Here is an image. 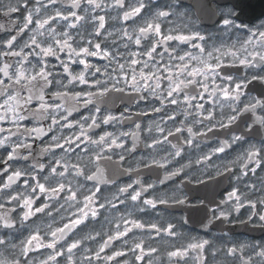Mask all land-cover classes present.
<instances>
[{"label":"snow or ice","instance_id":"obj_1","mask_svg":"<svg viewBox=\"0 0 264 264\" xmlns=\"http://www.w3.org/2000/svg\"><path fill=\"white\" fill-rule=\"evenodd\" d=\"M30 0H22L23 8L27 14L23 17L22 26L18 28L17 35H12L10 38L4 40L2 43L10 50L2 53L5 56L19 57L18 64L20 65L15 72H9L11 65L5 63L3 67H0V73H3L4 77H7L8 83L6 84L3 79H0V85L4 86L3 93H0V110L3 114H0V121H10L12 125L20 130L22 127L21 122L26 119L21 114V110H26L24 106L30 104L35 98L39 100L40 110L54 113L51 115V125L47 131L51 132L55 127L60 128H78V133H73L70 136L57 137L52 136V142L43 150L44 152H51L53 149H60L64 153L62 159H56L49 165L42 163H36L32 166L31 170L15 169L11 170L10 162L14 161L18 155L20 149H31L30 144L25 143H13L9 145L11 137L16 135L9 129L0 127V133L8 132V135L0 137V147H10L11 150L7 151L6 157L3 158V163L8 165L3 169V173L6 176V181L0 183V187L4 189L10 188L22 177H29L23 179V186L25 191L16 192L14 195L9 196V200L18 202V206L22 208L23 213L21 220L27 221L30 217L35 216L37 213L45 212L49 207L46 202L39 207H34L36 201L41 196L46 200L63 199L69 208L73 206L72 202H75V212H70L66 223H63L62 227H55L48 225V231L45 235H41L39 229L31 232L24 240L20 241V256L27 257L31 251H35L41 248L50 249L51 254L47 255L44 260L40 261V264H56L57 257H63L66 255V264H77L74 258V250H79L83 240L74 239L71 243L65 240V237L69 232H72L79 225L84 224L89 217L95 218L99 214L100 209L106 207L116 210L117 204L123 205L124 200L120 199V196H125L126 200L131 202H141L144 207L138 210L143 212L145 208L150 207L155 210L157 205L172 204L180 205L186 203L188 197L183 192L193 191L194 189L189 186L195 182L196 185L204 186L205 181L201 180L197 176H191L186 169L192 166V162L181 164L177 158L183 159L184 147L183 145H192L193 136L207 137L217 127L221 129H228L230 125H236L238 121H243L245 124L244 132L241 135L233 133L230 140H223L219 143V146L213 148L207 155H202L195 161V164H200L201 161H210L211 157L217 153H223L226 149L230 148L233 143L244 139V135H252L258 133L260 129H264V114L256 115L257 108L259 106L260 111L264 113V90H261L258 96H250L248 102L240 107L241 97L245 96V89L253 81H258L264 84V75H253L251 79L245 77H237L232 74L221 75L225 68H234L237 64L243 65L246 68H253L257 63L264 64V22L260 23L255 28L249 29L247 25L236 24L233 17L232 9H224L221 15L224 17L221 20V24L228 28H235L243 30L247 33L246 38L239 42V46L232 45L228 48H213L211 51H207L201 45H194L199 49V55H193L191 52H184L182 55H172L176 49L168 50V42L173 40L189 41L192 36L189 35H172L171 32L165 34L162 31V20L167 19L170 15H175L170 11L169 6L165 8L157 9L154 12H150L147 17L143 19V23L130 32L127 28H121L117 30L121 34V38H127L128 41L134 42L136 46H140L142 38L151 35L153 41L151 46L144 51L131 52L128 56L126 63H121L120 59L123 58L122 53L113 52L108 46H103L99 40L87 39L85 40L84 34H78L79 42L74 38L68 30L63 32H57L51 25L57 20H63L71 23L67 24L68 29H75L79 22L90 23L93 28V32L88 33L89 36L99 38L105 33L111 36L112 33L107 31V20L105 15H97V11H104L107 8H119L125 9L122 13V17H112L111 19H122L123 21H129L132 18H139L143 16V13L148 8L145 0H133L132 3L126 4V0H113L112 3H108L107 0H68L71 9L65 14L64 6L60 4V0H47V4L41 3L40 0H36V7L29 11ZM21 5H9L7 8L8 13H16L20 11ZM49 9L51 13L49 14ZM76 10H81L84 15L78 14ZM35 13V15H34ZM51 22V23H50ZM35 27L30 28V25ZM47 26V27H46ZM3 26L0 25V28ZM30 30L31 35L27 42L20 47L19 51H12L16 47L18 38L25 30ZM47 38L44 41L38 40V37ZM195 36L201 40L204 39L199 33ZM59 37V38H58ZM164 46V52H158V48ZM128 45H125L127 48ZM27 49V51H25ZM60 54H64L66 59H61ZM168 55V60H164V56ZM53 56L59 62L64 79L67 83H63L61 80H54L55 75H61V73H54L49 69L46 62V58ZM159 56V60H157ZM29 57L36 58L37 63L32 65V72H27L24 68V63L29 62ZM89 57H101L108 61V67L103 69L95 64L91 63ZM179 61L180 63H175ZM73 64L82 65V69L78 73H73L71 66ZM114 65V66H113ZM55 68V65L52 66ZM111 68V71H109ZM38 69V70H37ZM264 71V68L261 69ZM97 74H101L103 78H97ZM217 80L222 83H216ZM209 81H211V90L209 89ZM26 82V83H22ZM53 83L59 85L61 88L67 89L69 85H85L88 88H95L96 91H84L79 92H55L52 94L54 98H59L60 103H55V100L51 104L45 102V89H47ZM20 85L21 90L26 89L29 95L27 98H23L20 95V90L14 91L11 94L9 85ZM123 85L122 87L119 85ZM38 86V88H37ZM33 88H37L38 95L33 96ZM191 88L193 94H188V89ZM199 89V90H198ZM131 96L136 94L137 99L148 100L150 97L155 98L160 107H151L150 111L153 113H161L165 105L176 106L181 103L185 104V115L192 117V123L186 124L185 121H180L182 126H175L173 124L172 129L161 127V123L167 124L168 122H175L177 116L173 111L171 115H165L161 117V121H151L144 131L151 134L153 131L159 133V138L153 137L150 142H146L144 147L152 150L160 145L169 144L174 152H168L164 156L157 158L155 155H151L147 158H142L143 167L149 172L156 171L157 179L159 183L163 184L165 181L170 180L172 177L179 179L183 174L184 179L180 181L174 189L172 197H168L167 194L162 196H153L150 198H143L144 194L150 189H154L153 183H141L139 180H133L126 185L117 189V195L113 196V200L117 203L103 198L104 202H99V194L102 192L101 184H110L114 181L108 179L104 175V171L97 167L96 172L88 175L86 174V167L82 164L83 156H77V162H71L67 159L71 153H83L85 156L92 152L91 146H95L99 151L94 152L96 160H100L102 153L107 151H113L115 149H122L124 152H130L136 149V140H139L137 132H121L116 135L112 132H105L93 139L89 134V130L99 128L101 124H110L117 121L132 120V117L137 118L147 117L148 111H140L132 113L129 109H125L119 116L113 115L108 108L101 107L97 104L98 99L107 97L110 93H125ZM182 95V100L178 99ZM65 97L75 101L71 107L66 106ZM207 99L211 102L212 107L206 108L204 103H193L194 101ZM222 98V99H221ZM23 100V104H21ZM223 100L230 101L228 108L231 114L224 115L221 113V120L213 123L216 116V106L223 108ZM89 105H94V111L89 116L82 117L81 120L71 121L69 117L73 112L78 111V107L88 108ZM188 109L194 111L189 112ZM67 113L66 115H57L61 112ZM104 112L105 114L101 115ZM127 113V115H126ZM206 113V114H205ZM248 114H251L250 116ZM247 116V118H245ZM227 121L226 123L224 121ZM63 121V123H62ZM90 121V122H89ZM136 129H141L142 125L135 120L132 121ZM194 125H199L203 131H193ZM189 134L181 140V136L184 131ZM25 134L31 137L35 134L39 137L44 134L45 129L42 127H35L31 129H24ZM131 135L134 139L132 149H128L125 146L123 137ZM174 138L176 143H172L169 138ZM60 141H63L61 143ZM32 156V152L29 151L28 155L24 157L28 160ZM111 159V157H107ZM119 160L124 161L125 155H119ZM240 161L241 175L247 176L249 171L252 174L256 173L258 168L264 166V139H261L260 146L250 144L248 149L237 157ZM178 164L171 171L167 168L173 163ZM254 165V166H253ZM138 164V168H139ZM49 170V175L43 176L44 182H41V173L45 170ZM62 169V170H61ZM164 169L163 177L159 176V170ZM38 170V171H37ZM131 173L137 171L131 167L126 170ZM10 172V174H9ZM32 172H36L35 175ZM231 168L226 164L224 165L223 172L216 169L217 176H223L225 173H230ZM66 175H74V177L83 176L86 181H92L93 189L89 190L86 195H83L82 201H78L79 193L74 190L72 182H64L63 178ZM212 176L208 177L211 181ZM239 179V177H237ZM31 180V182H30ZM55 181V184H52ZM133 185H138L134 188ZM253 191L255 185L248 186ZM131 190V191H130ZM67 192V196L62 194ZM180 192L181 198H177L175 193ZM39 194V195H38ZM231 202L232 207L239 211L246 205L251 209H256L257 205L264 206V199L252 200L248 196L241 192L238 188H232L227 193L226 200L220 201V204L216 208L210 209L213 212L212 219H226L230 215V211H224L220 205H227ZM200 204L204 205L205 201L200 200ZM0 208H4L3 204H0ZM61 209L64 205L61 204ZM14 211V210H10ZM219 212V215H215ZM50 214V213H49ZM252 215H257L253 212L249 215V220L252 219ZM128 216H131L129 213ZM259 220L264 222V214H259ZM211 222V221H210ZM0 225L4 229H11L14 227V221L10 218L9 212L5 211L0 213ZM122 226V230H121ZM148 228L159 236L161 233H166L168 236H175V226L168 223L166 226H160L157 223H144L138 219L125 218L121 216V222L115 225V230L105 232L103 234L96 233L95 235H89L85 239L95 241L97 237H102V242L98 245L97 249H84L85 255L81 259V264L87 261L91 264L95 259L97 262L115 261L117 257H124L131 253H138L134 256L136 261H142L145 256V244L141 239L139 241L133 239L131 246H129V240L127 239L129 233L133 229H145ZM50 237V239H47ZM106 237V238H103ZM47 240V242H45ZM123 240L127 250H116L111 255H102L105 253V249L109 248L114 241ZM64 241V244H60ZM8 244V241L4 236H0V246ZM66 245V246H65ZM206 246H210L208 240H200L199 242L189 243L183 248H175L167 253L169 259L180 258L188 255L189 250H196L201 252ZM11 248L15 249L16 244H11ZM245 245L237 247H230L226 249L229 255L235 256L238 251H242ZM260 251L256 252L253 248L255 256L262 258V264H264V246H259ZM157 252L156 248H148L147 254H154ZM198 262L201 260L197 258ZM252 256H248L247 261L244 264H250ZM0 264H6V262H0ZM14 264H21L19 260L14 261ZM30 264V262H29ZM124 264H128V261H124Z\"/></svg>","mask_w":264,"mask_h":264},{"label":"flooded vegetation","instance_id":"obj_2","mask_svg":"<svg viewBox=\"0 0 264 264\" xmlns=\"http://www.w3.org/2000/svg\"><path fill=\"white\" fill-rule=\"evenodd\" d=\"M40 2L47 4V0H40ZM107 2L112 3L113 0H107ZM132 2L133 0H126V4ZM145 2L148 5V8L143 13V16L132 18L129 21L111 19L112 17H122L123 11L127 10V8H107L104 11L98 10L96 13L97 15H105L107 20V31L112 33L111 36H108L107 33L99 38L87 35L88 33L93 32L90 23L79 22L75 29H68L67 24L71 23V20L68 22L57 20L51 26L54 27L57 32L68 30L78 42V34H84L85 40L98 39L99 42L102 43V47L108 46L111 51L122 53L123 58L119 56L117 58L120 59L121 63H126L131 52L137 51L138 49L144 51L150 47L153 37L149 35L142 38L141 45L136 46L134 42L128 41L127 38H121V34L117 30L127 28L132 32L133 29L143 23V19L147 17L150 12L165 8L166 5L169 6L170 11L174 12L175 15H170L167 19L162 20V31L165 34L171 32L172 35L183 34L192 36V39L189 41L173 40L168 42L167 47L169 52H171V49L173 48L176 49L175 53H171L174 56L182 55L184 52H191L193 55H199V49L194 47V45H201L207 51H211L213 48H228L232 45L238 47L239 42L246 38L247 33L235 28L225 29L221 24V20L224 18L221 15V12L224 9H232L233 17H236L235 23L247 25L249 29L255 28L260 23L264 22V11H262L261 8H256L264 6V0H260L254 8L249 7L253 12H260L254 16H242L240 14L239 5L243 1L239 0H145ZM18 3L21 5L20 11L16 13H8V6L10 4L14 6ZM60 4L64 6L65 14H67V11L72 10L70 4H68V0H60ZM36 6V0H30L28 10L31 11ZM76 11L78 14L84 15L81 10ZM50 13L51 9H49V14ZM26 14L27 12L23 8L22 0H0V25L3 26L0 28V67H3L5 63L11 65L9 69L10 74L15 72L20 66L18 64L20 58L2 55V53L10 51L2 42L10 38L12 35H17L18 28L22 26L23 17ZM32 27H35V25H30V28ZM196 33H199L204 39L201 40L197 38L195 36ZM31 34V31L26 29L18 38L16 47L12 49V51H19L20 47L28 41ZM46 38L47 33H45V37H38V40L44 41ZM126 44L128 45L127 48H125ZM25 51H27V49ZM164 51V46L158 48V52ZM60 56L61 59H66L64 54H60ZM88 59L91 63L102 69L108 67V61L101 57H89ZM29 60L30 63L25 62L23 66L27 72H32V65L36 64L37 60L33 57H29ZM157 60H159V56H157ZM164 60H168V55L164 56ZM46 62L49 69L53 70L54 73H61V75H55L54 80H61L66 84L67 80L64 79L65 74L62 73V68L57 59L53 56H49L46 58ZM174 62L180 63L179 61ZM53 65H55L54 69L52 68ZM262 68H264V64L260 63H257L253 68H246L243 65L237 64L234 68H225L221 75L232 74L237 77L246 76L248 79H251L253 75H264V71H261ZM81 69L82 65L79 64H73L71 66L73 73H78ZM109 71H111V68H109ZM97 78L103 77L101 74H97ZM0 79H3L6 84L8 83V79L3 76V73H0ZM216 83L219 84L222 83V81L217 80ZM119 86L122 87L123 85L121 84ZM211 87V81H209L210 90ZM9 88L11 90L9 94L20 90V95L23 98L26 99L29 95L26 89L21 90L20 85L10 84ZM37 88H33V96L39 94ZM3 90L4 86L0 85V93H3ZM81 90L96 91L95 88H88V86L85 85H69L67 89H64L53 83L45 89V102L51 104L53 100H55V103L59 104L61 102L60 99L54 98L52 96L53 93L58 91H69L74 93ZM261 90H264V84L258 81H253L249 87L244 90L246 95L241 97L239 106L243 107V104L248 102L250 96H258ZM187 91L189 95L193 94L191 88ZM178 99L182 100V95L178 97ZM222 102L224 105L223 108L218 105L216 106V116L213 123L221 120V113L224 115L231 114L230 109L228 108V104L231 102L227 100H223ZM0 103H2V99H0ZM40 103L39 100L34 98L30 104L24 106L26 110H21V114L24 115L26 119L21 122L22 127L19 131H17L10 121H0V127L16 133V135L11 137L9 145L13 143H25L31 145V149L19 150L18 157L10 162L11 170L24 169L28 171L31 170L32 166L36 163H42L47 166L56 159L65 158L64 153L61 152L60 149H53L51 152H44L43 150L52 142L53 135L57 137H67L73 133H78L79 131L78 128L67 129L58 126L51 132L47 131L51 125V115L54 113L41 111ZM96 103L100 104L102 109H110L111 113L116 116H119V114L124 112L125 109H129L132 113L140 111H148L149 113L147 117L137 118L133 116L132 120H125L122 122L117 121L107 125L101 124L99 128L89 130V134L93 139L98 138L99 135L105 132H112L116 135H119L121 132H137L139 140L135 141L137 146L135 150L130 152H124L122 149L107 151L102 153L103 158L100 160H96L93 155L94 152L99 151L95 146H91L92 152L88 153L86 156L83 153H76L75 155L70 153L68 155L67 159L71 162H77V156H83L82 164L86 167V174L90 175L93 172H96L97 167H99L104 171L106 178L114 181V183L110 184H101L102 192L99 194V202H104L103 198H107V200L112 201V203H117L113 200V196L117 195V189L133 180H139L144 184H154V189H150L145 193L143 198L162 196L164 194H167L168 197H172L175 187L184 179L183 174H181L179 179L172 177L170 180L161 184L157 179V172L155 170L149 172L143 167L142 158H147L151 155H155L159 158L168 152H174V149H172L169 144L160 145L152 150L146 149L144 144L150 142L153 137L159 138V133L153 131L150 136L149 133L144 131V128L151 121L159 123L162 116L171 115L173 114V111L177 116V120L175 122H168L166 125L161 123V127L172 129L173 124H175V126H182L180 121H185L186 124H191L192 117L185 115V108L187 106L183 103L176 106L165 105L161 113H153L150 111L151 107L161 106L155 98L150 97L148 100L137 99L136 94L133 93L129 96L127 91L125 93H110L107 97L98 99ZM193 103H204L206 108L212 107V104L207 97L203 100L194 101ZM21 104H23V100H21ZM65 104L66 106L71 107L75 104V101L65 97ZM77 107L78 111L73 112L69 117V120H81L82 117L89 116L90 113L94 111V105H89L88 108ZM188 111L192 112L194 110L188 109ZM0 114H3L2 110H0ZM66 114L67 113L61 111L57 115V118H59V115ZM103 114L105 113L102 112L101 115ZM261 114L264 113L260 111L258 106L256 115ZM248 115L250 116L251 114ZM245 118H247V116ZM133 120L141 123L142 128L136 129L132 123ZM224 122L226 123L227 121L225 120ZM35 127L44 128V134L39 137H36L35 134L31 137L25 134L24 129ZM245 127L243 121H238L236 125H230L228 129L217 127L212 133L208 134L207 137L193 136L192 145H183L184 158H177V160H179L181 164L191 161L192 166L186 169V171L189 175L197 176L205 181L204 186L196 185L193 181L189 187L194 190H184L183 194L188 197L186 203L176 205L170 202L168 205H157L155 210L147 207L141 212L138 210L139 208L144 207L141 202H131L130 200H126L125 196H120V199L124 200L125 203L123 205L117 204L116 210H112L108 207L100 209L97 217H89L84 224L79 225L72 232H69L65 237V240L68 243H71L74 239L83 240L79 250H74V258L77 261V264H81L83 256L89 255V253H85L84 249H92L95 251L98 245L102 242V237H97L95 241L87 240L85 238L89 235H95L98 232L103 234L105 232L114 231L115 225L121 222V216L138 219L146 224L157 223L160 226H166L168 223H171L175 226L174 230L176 235L168 236L166 233H161L157 236L154 231L148 228L133 229V231L129 233L127 239L129 240V246H131L133 239L137 241L142 239L144 241L145 256L142 261H136L134 259V256L138 253L134 254L128 252L124 257H117L116 260L112 262H97L93 259L91 264H124V261H128V264H244V262L247 261L248 256H252L250 264H262V258L254 255L253 248H255L256 252H259V246H264V222L259 220V214H264V206L258 204L256 209H251L246 205L239 211H236L232 207L231 202H229V204L220 205V207L224 211H230V215L226 219L222 218L219 220L212 219L214 214L210 209L216 208L217 205L220 204V201L226 200L227 193L234 187L240 189L241 192L245 193L248 198L252 200L264 199V166L258 168L255 174H252L249 171L247 176H243L241 175L242 170L240 168V161L237 160V157L241 155L245 149H248L250 144H255L257 147L260 146L261 139H264V129H260L258 133L252 135L245 134L244 139L233 143L230 148L225 150V152L213 155L210 161H201L200 164H195L197 159L202 155L209 154L213 148L219 146L221 141L230 140L233 133L241 135L244 132ZM193 131H203V129H201L199 125H194ZM5 135H8V132L0 133V137ZM188 135L189 134L185 130L181 136V140ZM122 139L124 140L126 148L132 149L134 143L133 137L129 135ZM169 139L172 143H176L174 138L170 137ZM60 142L63 143V141ZM10 150V147H0V183L5 182L7 179L3 173V169L8 167V165L3 163V158L6 157L7 151ZM29 151L32 152V156L28 160H25L24 157L28 155ZM121 154L125 155L124 161L119 160V155ZM109 156L111 159H107ZM138 164L140 165L139 168ZM226 164L231 168V172L225 173L223 176H217L216 169L223 172L224 165ZM177 166L178 164L174 162L167 168V170L171 171ZM130 167L132 169H137V171L131 173L127 172L126 170ZM32 174L35 175L36 172H32ZM40 175L41 182H44L42 177L49 175L47 167ZM163 175L164 169H160L159 176L163 177ZM209 176L213 177L211 181L208 180ZM237 177H239V179H237ZM25 178L29 177H22L21 180L17 181L16 184H13L8 189L0 187V204L4 205V208H0V213L8 211L10 218L14 221V227L11 229L6 230L0 225V236H4L8 241V244L0 246V262H6V264H14V261L16 260H19L21 264H29V262L30 264H40L41 260H44L47 255L51 254V250L41 248L31 251L27 257H22L20 256V241L24 240L36 229L40 230L41 235H45L48 231V225H52L53 229L55 227H62L63 223H66L68 219L71 218L69 213L75 212L76 210L75 202H72L73 206L69 208L68 204H66L63 199H59V202H57L56 199L46 200L45 197L41 196L40 199L36 201L34 207H39L46 202L49 204V207L45 212L37 213L35 216L30 217L29 220L22 221V208L18 206V202L9 200V196L14 195L16 192L25 191L23 186V179ZM63 180L64 182H72L74 190L79 193L77 198L78 201H82L83 195H86L89 190L93 189L94 182L86 181L83 176L74 177V175H66ZM52 184L54 185L55 181H52ZM250 185H255L254 191L248 187ZM133 187L136 188L138 185H133ZM62 195L67 196L68 193L65 192ZM175 195L177 198H181L182 194L176 192ZM202 199L205 201L204 205L200 204V200ZM61 204L64 205L63 209L60 208ZM253 212L257 213V215H252V219L249 220V215ZM129 213L131 216H128ZM215 215L218 216L219 212H216ZM47 239H50V237H47ZM200 240H208L210 246H206L201 252L189 250V253L186 256L172 258L171 260L169 259L167 255L168 252L175 248H183L189 243L199 242ZM45 242H47V240ZM11 244H16L17 247L15 249L11 248ZM60 244L63 245L64 241H61ZM240 245H245V247L242 251H238L235 256L229 255L226 252L227 248L234 246L239 248ZM148 248H156L157 252L154 254H147ZM116 250H127L123 240L114 241L109 248L105 249V253L102 255H111V253ZM198 257L201 258L199 262L197 259ZM56 264H66V255L63 257H57ZM83 264H88V262L84 261Z\"/></svg>","mask_w":264,"mask_h":264},{"label":"water","instance_id":"obj_3","mask_svg":"<svg viewBox=\"0 0 264 264\" xmlns=\"http://www.w3.org/2000/svg\"><path fill=\"white\" fill-rule=\"evenodd\" d=\"M232 1V0H231ZM239 1H243L239 7H240V14L242 16L244 15H250V16H254L259 14L260 12H253L249 9V7L254 8V6L260 1V0H239ZM237 5V3H236ZM256 8H261L262 11H264V6L261 7H256Z\"/></svg>","mask_w":264,"mask_h":264}]
</instances>
